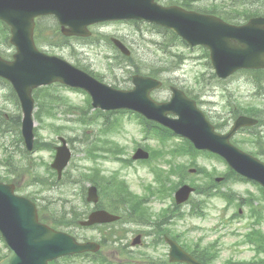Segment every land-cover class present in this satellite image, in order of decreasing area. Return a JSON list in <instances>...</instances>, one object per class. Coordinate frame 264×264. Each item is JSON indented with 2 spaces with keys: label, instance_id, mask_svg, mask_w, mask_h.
I'll use <instances>...</instances> for the list:
<instances>
[{
  "label": "rangeland",
  "instance_id": "374dc122",
  "mask_svg": "<svg viewBox=\"0 0 264 264\" xmlns=\"http://www.w3.org/2000/svg\"><path fill=\"white\" fill-rule=\"evenodd\" d=\"M209 2L211 0H200L196 2V5L203 6ZM255 2L263 4L264 8V0H255ZM42 26L45 27L44 33L54 38L53 43L42 45L45 51L61 56L73 63L86 65L95 73L104 74L103 80L112 85L118 83L116 84L117 86L129 88L132 82L128 80V77L136 69V65H140L144 73L149 72L150 69L158 70L162 68L160 76L169 79L177 86L189 90L193 95L197 96L201 108L214 121H226L232 124L236 116L233 109L239 110L253 103L264 102V99L256 96V85L249 79L248 75L237 73L227 79L218 78L210 63V58H208L203 49L200 47L193 48L182 43L176 44L175 42L166 46L164 42L172 41L170 38L171 34L166 32L165 35H162L146 23L115 22L97 25L92 28L95 33L93 40L85 43H81L78 39L61 43V41H64L61 36L56 37L53 33L58 30L56 19L48 20L46 23L45 19H43ZM106 35L124 39L134 53L136 64L123 61V67H112L111 65L114 63L113 56L119 52L108 42ZM7 40L0 31V50L7 51L12 55L15 48ZM108 55L112 58L110 59ZM173 60L174 62L171 63ZM8 91L9 100L6 97ZM48 91L54 93L58 99L54 108L55 116L43 115L42 119L36 118L37 136L42 141H54L56 144L59 142V136L66 137L72 148L73 158L68 166V175L60 183L57 180L54 169L51 167V162L55 155L53 150L42 148L33 153L23 155L14 141L16 140L15 133L5 134L0 132V144L2 145V147L0 146V162L7 155V152L3 153L2 150L5 148L9 153H12L14 163L16 165L20 163L18 167L26 170L22 174H17L16 172L15 175H11V178L15 179L19 184L18 187H21L18 193L29 194L39 199V202L45 206L47 213L55 217L59 224H62V221L58 215H55L57 210L69 211L65 220L69 222L74 220L76 222L79 218L85 217L87 212L93 208V205L86 200L87 188L91 182L83 178V173L98 165L107 175L116 173L121 178H125L130 190L144 197L147 207L153 213L152 221H155L156 216L160 217L159 213L162 209L172 204L171 198L168 197L172 192H167L164 197H160L157 193L150 191L149 185L155 189L159 184L156 182L154 174L150 171L147 163L140 160L127 162L114 158H98V160H95L88 154L87 148L89 145L93 146L94 150L98 149L94 147L93 142L99 141L98 137L102 133L104 117L100 115L99 119H97L94 114L93 119L88 122L87 120H81L86 119V110H89L90 113L95 110L92 105L90 106L87 103V95L81 90L72 89L64 85L53 86ZM170 95V90L166 87L158 91L155 97L159 100H165ZM72 106L77 108L72 109ZM37 110L38 107L35 108V111ZM19 112H21L20 105L13 99L10 87L0 81V119L4 118L3 115L9 114L11 121V117ZM110 119H117L120 122V125L116 128L113 126L108 135L115 142L126 148L125 157L132 156L135 151L133 147L137 142L142 145H150L155 149L160 148L158 146L160 143H158L157 139L149 138L146 140L144 138L140 125L130 113H124L123 115L118 112L112 113ZM256 131L264 139V123L259 125ZM235 137L245 140L246 145H249L248 141L251 137L247 132L238 133ZM255 145L250 147L256 148ZM19 147L24 148L23 143ZM183 159L185 161L189 160V158L185 157ZM178 161H181V159ZM196 161L199 165L207 167L210 170V175H223L227 171L226 163L216 156L209 154L200 155L196 158ZM153 162L159 164L158 157ZM190 167H196V164H189L185 168L180 166L179 168L185 182L193 184V180L205 181L209 179L205 174L189 171ZM2 168L0 165V171ZM163 168L166 167L163 166ZM2 173L6 174L5 171H2ZM69 175H71L70 178ZM81 176L85 181H81ZM105 178L96 177L101 182ZM72 180L74 182H71ZM220 188L223 191L233 189L237 192V196H253L254 205L262 210L264 217V196L257 185L250 181L243 182L229 179L225 183H221ZM112 190L118 195L117 189ZM110 196L113 195L106 191H104V194L102 193V200L108 208H111ZM201 197L205 198L202 202L203 207L201 210L205 213V216L186 215L181 218L178 214L175 215V220L169 225V230L172 234H181L180 241L182 243L186 242L191 247L199 245L200 248L218 249L220 256L214 264H224V261L228 258L251 261H258L264 258V253L255 254L248 243H242L241 235L233 233L243 234L250 229L251 218L249 215L251 210L248 206H243V214H240V217H235L230 223L223 224V222L230 220V217L236 213L238 208L233 204L229 209H226V201L218 195ZM195 199H199V196L195 195ZM113 202H116V200ZM181 210L182 212H187L189 205L182 207ZM177 212L176 210L175 213ZM68 227L82 238L97 239L98 241H103L108 233L106 230L101 232L100 230L78 226ZM261 229L264 233V220L261 224ZM115 230L118 231L117 233L113 231L117 236L126 232L125 238H123L125 242L124 250L132 253H129V255L123 254L122 250L121 252L116 250L117 244L110 245L106 243L100 254L115 259L122 258L123 263L120 262V264H150L151 260L161 262L168 259V245L164 243L160 246L154 244L156 238L154 235H145L142 245L134 246L131 244L138 230L143 233H151L155 230L153 225L143 224L140 221L126 220L118 224ZM6 253L7 247L0 237V257H3ZM87 261L86 257L77 256L71 258V260L61 259L60 264L67 262L90 264Z\"/></svg>",
  "mask_w": 264,
  "mask_h": 264
},
{
  "label": "water",
  "instance_id": "95a60500",
  "mask_svg": "<svg viewBox=\"0 0 264 264\" xmlns=\"http://www.w3.org/2000/svg\"><path fill=\"white\" fill-rule=\"evenodd\" d=\"M44 14H55L66 34L83 36L90 34L88 25L103 20L133 17L155 21L173 28L192 45H207L212 50L213 64L222 76L241 67H264V18H254L237 27L212 15L176 6L164 7L155 0H0V18L11 25V42L17 47L14 60L0 57V75L9 79L19 93L24 111L23 134L29 149L34 142L32 91L40 85L61 81L89 90L95 106L131 107L143 112L190 137L197 147L221 153L237 171L264 185V163L229 141L237 129L256 123V119L240 116L232 129L221 135L214 131L194 101L182 108L175 105L181 94H176L168 104L151 102L149 90L156 86V81L149 78H136L137 86L131 92L107 88L70 62L37 49L33 39L34 18ZM168 112L176 113L179 118L168 117ZM70 156L66 145L59 148L54 166L60 174ZM183 190L187 197L191 189L185 186ZM89 194L90 200H98L96 188H90ZM113 218L106 211H97L85 224ZM0 231L10 250L0 264H47L58 256L93 248L92 243L79 244L69 235L40 223L35 204L15 195L14 185L4 183H0ZM172 246V260L194 262L175 243ZM176 253L179 254L174 256Z\"/></svg>",
  "mask_w": 264,
  "mask_h": 264
},
{
  "label": "trees",
  "instance_id": "16d2710c",
  "mask_svg": "<svg viewBox=\"0 0 264 264\" xmlns=\"http://www.w3.org/2000/svg\"><path fill=\"white\" fill-rule=\"evenodd\" d=\"M185 5L188 6L189 4L186 3ZM189 6H190V5H189ZM190 7H191V6H190ZM205 10H209V9L206 8ZM211 10H212V11H216V8L212 7ZM173 35H174L175 37H177L175 34H173ZM39 39L42 41V38H41V37H39ZM65 39H66V38H65ZM252 76H253V78H254V80H255L257 86H258L259 88H261V86L264 85V70L253 71V72H252ZM42 105H43L44 109L47 110V112H50V111H51V110H50V108H51V104H50V103H48V104H47V103H42ZM245 110L248 111V113H250V114L259 115V116L261 117V120L263 121V117H264V108H261V107H259V106L249 105ZM20 122H21V121H20V117H18V123L20 124ZM189 144H190V145L188 146V148L184 147V149H185L186 151L191 152V151L194 150V148H193V146H192L191 143H189ZM109 149L112 150V148H109ZM255 153L259 154L258 151H256ZM90 179L93 180V181H96V180H97L96 177H94V176H90ZM121 188H122L123 191H125V190L127 189V188H126V185H124V187H123V185H122ZM131 196H132V194H131ZM131 200L134 201L133 197H131ZM134 202H135V201H134ZM259 240H260V239H259Z\"/></svg>",
  "mask_w": 264,
  "mask_h": 264
}]
</instances>
